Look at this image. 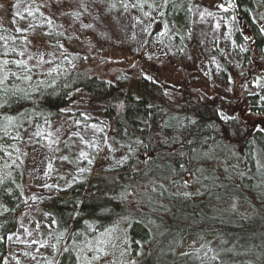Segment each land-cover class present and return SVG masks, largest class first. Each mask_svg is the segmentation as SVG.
I'll return each instance as SVG.
<instances>
[{"label":"trees","instance_id":"obj_1","mask_svg":"<svg viewBox=\"0 0 264 264\" xmlns=\"http://www.w3.org/2000/svg\"><path fill=\"white\" fill-rule=\"evenodd\" d=\"M85 1L89 6L101 2ZM14 2L20 18L48 26L33 45L43 42L51 51L44 68L42 56L24 54L23 38L30 32L13 29L0 4V264H8L10 238L29 207L24 153L13 133L25 124L40 128L61 117L70 96L80 91L101 105L124 160L83 170L66 186L40 195V209L55 226V250L27 264H79L83 243L122 220L131 264H264V125L247 130L217 105L176 102L145 75L121 73L112 81L79 69L71 39L50 24L54 16L49 22L39 14L36 0ZM55 3L61 13L74 0ZM191 3H164L159 16L167 17L174 38L190 27ZM263 12L264 0H234L224 14L233 20V47L245 65L257 58L264 66V27L258 17ZM258 80L264 92V75ZM247 99L250 111L264 115V96L253 92ZM228 199L251 213L231 210L223 205ZM189 235L202 245L179 252ZM234 243L239 252L228 256Z\"/></svg>","mask_w":264,"mask_h":264},{"label":"rangeland","instance_id":"obj_2","mask_svg":"<svg viewBox=\"0 0 264 264\" xmlns=\"http://www.w3.org/2000/svg\"><path fill=\"white\" fill-rule=\"evenodd\" d=\"M14 1L0 0L5 8L3 18L13 29L30 32L24 35L23 52L42 56L44 68L43 61L49 59L51 50L43 42L42 46L33 43L38 42L41 29L47 31L48 26L20 18ZM100 1L89 6L85 0H74L67 14L59 13L56 0H36L39 14H45L49 22L54 16L50 24L61 27L71 39L70 50L80 60L77 68L112 81L121 73L145 75L167 88L176 102L217 105L247 130L264 125V115L250 111L247 99V94L253 92L264 96L258 80L264 75V66L257 58L248 65L243 63L233 47V20L224 16L228 8L222 0H192L190 27L176 38L167 17L159 16L166 0H129L138 7H131L126 0ZM98 11L107 16L96 15ZM83 12L87 16H80ZM258 17L264 27V12ZM112 135V124L101 105L84 91L70 96L61 117L42 123L40 128L25 124L13 133L24 153L29 207L10 238L8 264L33 263L54 253L56 240L51 232L55 226L40 209V195L66 186L83 170L94 172L107 163L123 161L122 150L111 140ZM185 179L190 181L189 176ZM223 205L251 213L239 201L228 199ZM122 221L86 240L78 250L79 264H131L133 257ZM201 245L198 237L189 235L182 240L179 252ZM238 252L234 243L226 253L232 256Z\"/></svg>","mask_w":264,"mask_h":264},{"label":"water","instance_id":"obj_3","mask_svg":"<svg viewBox=\"0 0 264 264\" xmlns=\"http://www.w3.org/2000/svg\"><path fill=\"white\" fill-rule=\"evenodd\" d=\"M224 4H226L227 8H232L234 5V0H222Z\"/></svg>","mask_w":264,"mask_h":264},{"label":"snow or ice","instance_id":"obj_4","mask_svg":"<svg viewBox=\"0 0 264 264\" xmlns=\"http://www.w3.org/2000/svg\"><path fill=\"white\" fill-rule=\"evenodd\" d=\"M88 27H91V25H88ZM18 31H19V29H18ZM3 63H4V64H7L8 61L5 60ZM82 155H83V153H82Z\"/></svg>","mask_w":264,"mask_h":264}]
</instances>
